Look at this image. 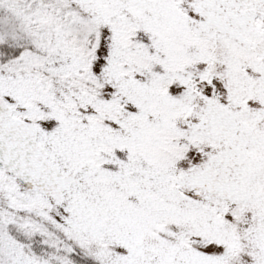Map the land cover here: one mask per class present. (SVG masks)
I'll use <instances>...</instances> for the list:
<instances>
[{
    "label": "rangeland",
    "instance_id": "obj_1",
    "mask_svg": "<svg viewBox=\"0 0 264 264\" xmlns=\"http://www.w3.org/2000/svg\"><path fill=\"white\" fill-rule=\"evenodd\" d=\"M16 1L12 15L21 30H31L38 53L25 60L29 69L0 66V96L35 123L39 143L67 180L57 189L24 187L0 168V264H73L60 247L99 264H220L223 257L221 264H264V140L254 130L231 154L234 177L243 181L236 204L223 209L215 197L204 201L182 190L185 175L218 165L229 149L222 129L193 126L216 95L204 69L213 41L188 0H116L117 12L113 0H64L49 14L45 0ZM69 16L95 22L92 50L77 48L78 27L68 37ZM260 22L263 35L254 34L253 45L220 39L210 67L220 81L219 99L244 132L264 108V18ZM0 26L16 32L7 21ZM179 32L190 49L175 71L176 64L167 67L170 45L161 42ZM184 45L182 38L171 45L176 59ZM160 124L175 128L178 165L169 189L153 195L128 173L155 142ZM97 167L113 175L125 171V178H109ZM43 235L61 246L46 254L33 250Z\"/></svg>",
    "mask_w": 264,
    "mask_h": 264
},
{
    "label": "trees",
    "instance_id": "obj_2",
    "mask_svg": "<svg viewBox=\"0 0 264 264\" xmlns=\"http://www.w3.org/2000/svg\"><path fill=\"white\" fill-rule=\"evenodd\" d=\"M34 1L35 0H25L24 4L29 5ZM45 2L49 4L47 7V13L49 14V10L50 8H52V5L58 6L62 2L65 3L66 1L45 0ZM19 3H21V1ZM16 5H17L16 0H8V1L0 0V24L2 21H7V23L9 24H13L12 28L16 31V32L11 31L9 32L11 34H9L8 32H6L3 26H0V66L10 67L14 64L19 63L22 65L21 68L29 69L30 62H28V64H25L24 62L25 60L29 59L28 57L31 56V54L38 53V51L35 49V44L37 43L31 33V30L28 31L21 30L18 27V21L16 19V15L14 14L12 15V11L16 10L15 8ZM191 5H192V0H189L188 1L189 11L192 17L195 18V15L191 9ZM118 6H119L118 2L116 0H113L112 8L114 12H117L115 10L117 9ZM173 16L175 18L176 25H179L180 27L181 25L179 22L181 21L180 20L181 16L177 13L175 9L173 11ZM66 23L64 29L67 31L69 38H72L73 31L76 30L77 27L79 30H82V35H80L78 38V44L80 46H77L80 52L81 51L87 52L89 50H92L93 47H95V42L97 40V29H96L97 25L95 24L94 21L92 20L88 21L85 18L78 19L77 16H69L66 18ZM182 31L185 32V27L184 30ZM181 38L183 39L185 45L183 46L184 49H182L180 53V55H182L181 59H176L175 56L172 54V49L174 47V43L178 44V41ZM161 43L164 44L169 43L170 45V47L168 46V49L171 50V53L169 52L171 63L170 65H167V67H172L174 64H176L172 69H174L175 71L178 70L177 68H179L182 65L183 60L187 59L184 56H185V51L190 49L189 48L190 41L187 38H185V34L183 36L181 32H179L175 35V37H165L164 42ZM171 45H172V49H171ZM180 55H178V58H180L179 57ZM208 109L210 110V106L208 107ZM173 127H174L173 125L168 126V124L167 125L160 124L158 126L159 133H156L155 135V142H151L143 148L142 152L138 155L137 158V162H138L137 167L131 169V173H128V176L133 181L142 180L147 185L146 189L149 190V192H151L153 195L156 193L159 195L163 194V192L169 189V185H168V183H170L169 180L171 179L172 174L176 171L175 168L178 165V159H177L178 154L175 150V149L178 150L179 148L178 145L176 144L178 140L177 138L178 135L176 136V131L175 128ZM166 138H168V140L175 139V142L173 141L171 143H167V141L165 142ZM226 157H228V159H226ZM106 159L110 160L109 158ZM227 160H233L236 166L237 161L234 159L232 155H228L226 153L219 159V161H221L222 163L226 162ZM121 162L122 161H119L117 165L121 166ZM208 165L209 163L206 164V166ZM235 166L232 167V170L233 168H235ZM98 168L101 170V167ZM104 170H106V176H108L109 178H116V175H113L110 169H104ZM121 173L123 175L122 178H125V171ZM162 187L164 188L160 191L159 189H161ZM46 238L43 235V236H38L36 239H34V243L31 245L32 249L46 254V253H50V250L51 251L55 250L54 245L57 244L61 246L60 239L54 241L53 240L54 238L51 235L50 238L53 241L49 243L48 241H46ZM59 253L62 254L64 257H66L68 260H70L73 264H99L94 260H92L91 258L87 257L84 253H82L77 249L60 247ZM223 259L225 260L226 258L225 257L221 258L218 263L221 264V260Z\"/></svg>",
    "mask_w": 264,
    "mask_h": 264
},
{
    "label": "flooded vegetation",
    "instance_id": "obj_3",
    "mask_svg": "<svg viewBox=\"0 0 264 264\" xmlns=\"http://www.w3.org/2000/svg\"><path fill=\"white\" fill-rule=\"evenodd\" d=\"M240 4L237 8V4ZM199 5L206 9L208 12L207 15L216 16L220 19L219 23H215L217 27L223 26L224 30L215 29L213 27H208L206 25L201 24L198 21L200 27L203 29L205 33H207L213 41V49L209 52L208 56L210 57L209 62L205 66V81L208 83L210 87L213 89V93L216 96L212 97V100L208 103L210 106V110L205 114L206 117L204 119L205 125L202 129H205L208 125H216L218 128L223 130V133L226 135L225 144L229 149H226V153L231 155L233 152H238L241 143L243 140H248V135L250 134V130H254L255 134L262 140H264V108H259L260 115L254 117L252 127H247V131L244 132L245 127L235 119L233 113L231 111H227L224 108V103L222 99H219V95L223 96L221 93V85L219 78L216 74L211 71V65L214 63V51L219 47L220 39L227 37L233 39L240 43L243 46H250L255 44L252 40L254 34H257L259 37H262L263 30L260 26V21L264 18V2L263 0H193L192 9L195 17L199 18V13L195 11L194 6ZM251 7H255L257 9V16L253 23H247L245 25H237L231 22V18H239L238 14L241 10H245ZM226 19V21H224ZM224 24V25H222ZM237 34H240L237 35ZM264 62L259 66V75L264 77L261 73V68ZM245 136V138H243ZM247 136V137H246ZM244 143V142H243ZM225 153V154H226ZM228 165H220L217 167H213L215 170V174L213 175V179L219 182L218 178L221 176L225 180H228V184H224L222 181L219 182V190L216 192H209L204 187L196 189L190 184L189 178L185 179L183 183L184 188L183 193L191 194V196H195V198H200L204 201H208L212 198H217L220 200V203H223V209L225 206L231 203H235V200L242 192V181H236L232 178L234 171L232 170V163L228 162ZM243 174V172H242ZM182 186V187H183ZM219 204V201H218ZM243 209V208H242ZM241 209V210H242Z\"/></svg>",
    "mask_w": 264,
    "mask_h": 264
},
{
    "label": "water",
    "instance_id": "obj_4",
    "mask_svg": "<svg viewBox=\"0 0 264 264\" xmlns=\"http://www.w3.org/2000/svg\"><path fill=\"white\" fill-rule=\"evenodd\" d=\"M239 5L238 3L237 8ZM194 8L196 12L201 10L199 13L201 24L224 30L223 26L217 27L215 24L220 22L218 17L207 15L208 12L202 6L195 5ZM257 14L255 7L241 10L238 14L239 18H231V22L237 25L253 23ZM237 35L240 36V34ZM261 73L264 75V64ZM204 121L201 119L197 125L193 126L203 128ZM37 136V126L32 121L14 116L13 109L7 100L0 96V167L7 170L21 183L30 182L40 187L58 188L66 179V174L62 173L60 168L49 159L46 151L38 142ZM218 162V165H208L188 176L194 189L204 187L209 192H216L219 190L220 181L228 184L229 181L221 176L218 178L219 182H216L217 180L213 179L215 170L212 168L228 165V162L232 163V167H234V162L232 160Z\"/></svg>",
    "mask_w": 264,
    "mask_h": 264
}]
</instances>
